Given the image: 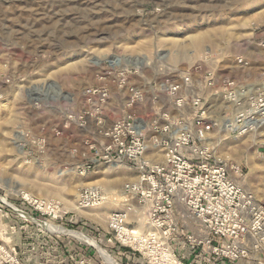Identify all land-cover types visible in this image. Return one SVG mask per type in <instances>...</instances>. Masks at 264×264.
Instances as JSON below:
<instances>
[{
	"label": "rangeland",
	"instance_id": "obj_1",
	"mask_svg": "<svg viewBox=\"0 0 264 264\" xmlns=\"http://www.w3.org/2000/svg\"><path fill=\"white\" fill-rule=\"evenodd\" d=\"M109 65L139 67L126 82L142 94L139 103L128 107L131 95ZM210 71L213 88L204 83ZM185 75L190 85L179 96L196 95L208 108L215 157L236 166L232 178L263 202L264 117L241 129L238 107L222 98L220 85L235 84L239 113L262 92L264 0H0V245L14 247L23 264L49 257L55 237L42 222L92 232L120 264L113 251L129 248L114 240L108 217L124 208V187L138 172L127 161L99 158L106 141L94 131V90L107 92L96 108L107 125L134 115L145 157L157 163L165 141L194 131V111L173 105L164 84ZM154 122L159 129L152 130ZM226 124L231 131H222ZM236 129L245 133H231ZM144 223L129 214L125 227L142 231ZM171 249L189 264V250L176 243ZM103 260L109 264L100 254Z\"/></svg>",
	"mask_w": 264,
	"mask_h": 264
},
{
	"label": "built area",
	"instance_id": "obj_2",
	"mask_svg": "<svg viewBox=\"0 0 264 264\" xmlns=\"http://www.w3.org/2000/svg\"><path fill=\"white\" fill-rule=\"evenodd\" d=\"M109 66L117 71L119 86H125L131 95L128 107L139 103L142 94L134 87L126 86L129 77L139 72V67ZM193 68L194 71L199 69ZM214 78L215 72H207L204 78L207 88L215 86ZM164 84L173 105H188L194 111V131L178 130L169 142L165 141L164 157L157 163L145 157V137L134 115L127 113L122 119L107 125L100 110L96 111L106 102L107 92L94 90L97 97L96 108L91 115L94 131L97 137L106 141L101 149L103 156L98 153L96 156L108 163L127 161L138 172L137 180L124 187V194L129 198L124 208L111 212L108 217V228L114 240L140 254L148 264L169 261L184 264L185 254H181L179 259V253L171 249L175 243L189 250V255L200 254L209 264L242 261L264 264V201L258 202L253 193L232 178L230 171L239 173L236 166L215 157L213 145L207 140L216 123L208 115V108L196 95L179 96L182 87L190 85L189 75L183 76L180 83L164 81ZM220 86L222 98L238 107L234 116L237 126L264 117V78L258 98L252 99L250 107L240 113L236 100V91L239 90L235 84L224 80ZM157 127L154 122L152 130L159 129ZM169 131V126L162 130L163 133ZM231 133L239 136L245 131L236 129ZM82 197L85 199L87 196L83 194ZM129 214L141 216L146 227L142 231L125 227ZM189 223H192L190 227ZM181 231L186 232L183 234L185 237ZM0 264L23 263L14 247L0 245Z\"/></svg>",
	"mask_w": 264,
	"mask_h": 264
},
{
	"label": "crops",
	"instance_id": "obj_3",
	"mask_svg": "<svg viewBox=\"0 0 264 264\" xmlns=\"http://www.w3.org/2000/svg\"><path fill=\"white\" fill-rule=\"evenodd\" d=\"M84 231H87L86 229ZM50 236L55 237L48 241L47 248L50 250V256L36 261H31L30 258H26L25 264H100L99 263V250L96 246L91 245L85 241H82L76 237L69 234L62 233H49ZM61 234V235H60ZM82 234V233H81ZM87 238L95 240V234L88 231ZM62 236V237H60ZM85 236V235H84ZM94 238V239H93ZM116 260L120 264H148L141 256H137L136 253L129 249H123L118 251H113ZM192 253V252H191ZM97 254L98 256H96ZM52 255V256H51ZM104 261V260H103ZM105 262V261H104ZM106 263V262H105ZM116 263V262H115ZM189 264H209L206 263L202 256L198 253H192L188 256ZM107 264V263H106ZM221 264V263H217ZM225 264V263H224ZM228 264H253L248 261H242L237 263Z\"/></svg>",
	"mask_w": 264,
	"mask_h": 264
},
{
	"label": "bare ground",
	"instance_id": "obj_4",
	"mask_svg": "<svg viewBox=\"0 0 264 264\" xmlns=\"http://www.w3.org/2000/svg\"><path fill=\"white\" fill-rule=\"evenodd\" d=\"M252 121V120H251ZM235 124V123H234ZM249 124V122L247 121L245 123V125H241V129H244L247 127V125ZM231 124H226L224 126V128L222 129V131L224 132H228V131H231V126H229ZM233 125V124H232ZM233 127V126H232ZM222 128V127H221ZM239 128V127H238ZM38 225L42 226L41 228L45 229L46 231L48 232H51V233H62V234H69L73 237H76L82 241H85L87 243H90L91 245H94L96 246V248L99 250V253L108 261L109 264H113L112 260L109 259L108 255L102 250L100 249V247L98 246L97 243H95L94 241H92L91 239L87 238L86 236L84 235H81L79 233H76V232H73V231H67L65 229H62V228H59V227H53L52 225H49V224H46V223H39L38 222ZM164 264H177L176 262H173V261H169V263H164Z\"/></svg>",
	"mask_w": 264,
	"mask_h": 264
},
{
	"label": "water",
	"instance_id": "obj_5",
	"mask_svg": "<svg viewBox=\"0 0 264 264\" xmlns=\"http://www.w3.org/2000/svg\"><path fill=\"white\" fill-rule=\"evenodd\" d=\"M31 218V217H30ZM31 219H33V218H31ZM33 220H35V219H33ZM40 223H42V222H40ZM99 246V245H98ZM100 247V246H99ZM113 260V259H112Z\"/></svg>",
	"mask_w": 264,
	"mask_h": 264
}]
</instances>
